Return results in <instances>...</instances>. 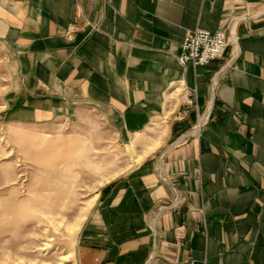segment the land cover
Returning a JSON list of instances; mask_svg holds the SVG:
<instances>
[{
    "label": "crops",
    "instance_id": "0c3cea01",
    "mask_svg": "<svg viewBox=\"0 0 264 264\" xmlns=\"http://www.w3.org/2000/svg\"><path fill=\"white\" fill-rule=\"evenodd\" d=\"M198 30L225 32L227 50L182 66ZM0 53L4 123L92 110L140 154L183 91L165 145L99 190L75 264H264V0H0ZM82 142L53 141L60 156Z\"/></svg>",
    "mask_w": 264,
    "mask_h": 264
},
{
    "label": "rangeland",
    "instance_id": "374dc122",
    "mask_svg": "<svg viewBox=\"0 0 264 264\" xmlns=\"http://www.w3.org/2000/svg\"><path fill=\"white\" fill-rule=\"evenodd\" d=\"M9 85V67L0 53V111ZM182 94L169 100L170 108L156 120L159 126L151 125L143 136L152 142L161 136L160 122H169L168 114L181 103ZM60 137L82 138L87 147L67 155L61 147L62 155H57L53 141ZM128 145L121 144L105 118L92 110L80 119H59L49 125L6 124L0 118V264H56L71 249L75 258L66 264L76 262L78 235L71 237L64 229H55L52 222L73 223L105 186L100 185L104 178L122 171L115 180L136 166L125 153ZM139 152L135 148L134 155ZM50 209L54 215L40 216L44 211L50 214ZM40 248L45 252L39 254Z\"/></svg>",
    "mask_w": 264,
    "mask_h": 264
},
{
    "label": "built area",
    "instance_id": "2783aa9c",
    "mask_svg": "<svg viewBox=\"0 0 264 264\" xmlns=\"http://www.w3.org/2000/svg\"><path fill=\"white\" fill-rule=\"evenodd\" d=\"M227 47L228 42L225 32L211 33L198 30L189 33L185 37L179 63L182 66L192 64L196 68L205 67L223 57ZM175 232L178 245L183 248L187 239L188 227L185 225L179 226Z\"/></svg>",
    "mask_w": 264,
    "mask_h": 264
},
{
    "label": "bare ground",
    "instance_id": "6f19581e",
    "mask_svg": "<svg viewBox=\"0 0 264 264\" xmlns=\"http://www.w3.org/2000/svg\"><path fill=\"white\" fill-rule=\"evenodd\" d=\"M161 130H162L161 136H159V138L157 140H155L152 145L148 146L139 155H136V156L134 155V150L136 148V144H137L138 140L135 143H132V144L126 146L125 153L129 154L132 165L133 164L135 165L137 163L142 162L145 159V157H147L151 153L157 151L163 145L162 137L167 132V125L165 123L161 124ZM43 142H44V140H43ZM85 147H86L85 144L82 142L81 147H79V150L76 152H81L82 150H84ZM130 167H132V166H130ZM121 172L122 171L115 172L110 177L104 178L100 182V185H103L104 183H107V182L111 181L112 179L116 178ZM98 195H99V191H97L96 194L94 195V197L85 205V208L81 210L78 217L76 218V220L73 223H69L66 221L56 223L55 221H53L52 222L54 225L53 227L57 230H59L60 228L64 229L71 237H76L79 234V232L82 228V225L87 218L89 210L91 208H93V205L95 204V202L98 198ZM46 209H48V208H46ZM49 211L51 212L50 214L49 213L47 214L46 213L47 211L46 212L44 211L45 213L44 212L40 213V216L48 217V216L54 215L55 212L53 209H50ZM47 239H48V237H47ZM45 246L48 247L49 245H45ZM38 252H39V254H42L43 252H45V248L44 249L40 248L38 250ZM74 258H75V250L71 249L68 251L67 255L63 256L60 260H58L59 262L56 264H66V262H68L69 260H72ZM28 264H48V263H46V262L36 263L35 261H29ZM73 264H75V262Z\"/></svg>",
    "mask_w": 264,
    "mask_h": 264
}]
</instances>
